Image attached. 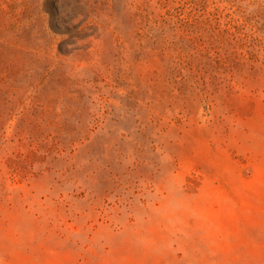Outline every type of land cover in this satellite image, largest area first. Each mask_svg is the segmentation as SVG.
I'll list each match as a JSON object with an SVG mask.
<instances>
[{"label":"rangeland","instance_id":"obj_1","mask_svg":"<svg viewBox=\"0 0 264 264\" xmlns=\"http://www.w3.org/2000/svg\"><path fill=\"white\" fill-rule=\"evenodd\" d=\"M0 35V264H264V0H0Z\"/></svg>","mask_w":264,"mask_h":264},{"label":"trees","instance_id":"obj_2","mask_svg":"<svg viewBox=\"0 0 264 264\" xmlns=\"http://www.w3.org/2000/svg\"><path fill=\"white\" fill-rule=\"evenodd\" d=\"M58 10V9H57ZM57 10H55V11H52V13H51V27L53 28V30H55V31H57V32H59V33H63V34H65V32H62V30H61V28L63 27V25L65 26V25H68V23H66V22H64V21H57L56 19H57V17H58V15L56 14V12H57ZM64 23V24H63ZM72 25V24H71ZM69 33V35H70V37H71V39H69V40H63L62 41V46H61V48H60V50H61V52H64V50H63V47H64V45H66V44H70L71 42V40L75 37V34L73 33V32H68ZM185 38V37H184ZM2 39V36L0 35V40ZM241 39V38H240ZM246 36H244L242 39H241V41L242 42H246ZM1 42V41H0ZM7 44V42L6 41H4V42H2V44ZM79 47H77L76 49H78ZM162 55L164 56H169L170 58H172V60H173V66H172V70H176V69H182L181 67H179V64L181 65V66H183V64L185 63L186 64V60H188V56H184V55H182V53H176L175 51H172V49H171V47H168V48H166V49H164L163 51H162ZM241 56H242V58H244V56L241 54ZM177 63V64H176ZM180 80H181V82L182 83H185V82H187V78L185 77V76H183L182 75V77L180 78Z\"/></svg>","mask_w":264,"mask_h":264}]
</instances>
